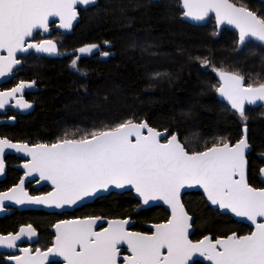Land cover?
<instances>
[{
  "label": "snow or ice",
  "instance_id": "snow-or-ice-1",
  "mask_svg": "<svg viewBox=\"0 0 264 264\" xmlns=\"http://www.w3.org/2000/svg\"><path fill=\"white\" fill-rule=\"evenodd\" d=\"M183 16L204 21L214 13L217 24L233 25L239 30L241 45L249 39L264 44V18L249 8L231 0H180ZM96 0H0V78L14 74L21 64L17 53L29 50L58 54L54 40L32 42L34 32L49 31V18L58 17L59 27L71 29L78 17L77 5H95ZM107 44L108 42L105 41ZM97 44L79 48L80 54H91ZM101 55L107 57L109 52ZM80 56L71 61L77 66ZM208 65L206 59L202 61ZM221 86L217 89L233 109L244 117L245 103L264 101V83L244 86V77L221 69ZM35 81H20L8 91H0V109L8 99L18 97L16 105L27 109L31 104L23 99L25 88ZM245 135L234 145L227 141L214 143L205 151L189 152L177 135L161 142L160 131L147 120L127 119L114 127L93 130L77 139L67 136L53 144L13 143L0 138V174L4 173L6 149L16 150L31 157L24 164L25 176L39 174L40 180L50 181L54 191L42 196H30L24 190V180L6 192H0V207L4 201L16 204L48 205L57 208L71 206L86 197L107 190L110 186H132L143 197V202L162 200L171 209V219L154 225L155 232L146 235L127 231L128 220L108 221V227L95 231L100 219L64 220L55 225V243L46 252L19 249L23 256H10L16 264H44L49 256L62 257L66 264H118L120 246L127 245L130 255L124 264H189L194 256L205 257L212 264H264V188L251 187L247 182L246 150L249 149L247 128ZM264 173V169L261 170ZM201 187L212 204L228 209L255 225L249 235L235 233L215 241L205 236L193 243L188 238L192 227L191 216L181 203V189ZM36 230L21 227L16 234L0 235V246L17 248L22 238L31 239ZM166 249V254L165 250ZM195 264V262H193Z\"/></svg>",
  "mask_w": 264,
  "mask_h": 264
},
{
  "label": "trees",
  "instance_id": "trees-1",
  "mask_svg": "<svg viewBox=\"0 0 264 264\" xmlns=\"http://www.w3.org/2000/svg\"><path fill=\"white\" fill-rule=\"evenodd\" d=\"M232 1L264 18V2ZM80 15L72 34L54 31V37L66 38L59 57L31 53L24 58L20 76L36 79L39 87L32 98L35 109L18 116L14 125L0 128L1 134L17 142L53 143L127 119L147 120L152 127L177 133L190 152H198L214 143L240 140L247 124L253 148L248 156L249 182L264 186L259 180L264 165V108L247 107L244 117L233 111L217 97L214 70L236 72L246 85L264 83V46L250 41L239 49L235 31L225 28L216 36L214 19L203 26L183 20L180 0H99L81 9ZM89 44L99 45L101 52L110 55H85L75 69L71 67L73 56L65 52ZM205 59L208 65L202 63ZM12 182L9 178L0 188ZM183 201L194 217L193 239L252 230L214 210L201 192H187ZM139 204L133 192H111L72 213L14 212L0 220V232L31 222L41 232L39 244L47 248L49 226L59 218L130 216L136 220L134 228L141 231L144 222L169 217L163 206L136 213ZM0 264L7 263L0 257Z\"/></svg>",
  "mask_w": 264,
  "mask_h": 264
},
{
  "label": "water",
  "instance_id": "water-1",
  "mask_svg": "<svg viewBox=\"0 0 264 264\" xmlns=\"http://www.w3.org/2000/svg\"><path fill=\"white\" fill-rule=\"evenodd\" d=\"M153 1H156V0H153ZM262 2H264V0H260ZM99 0H96V4H98ZM231 2L235 3L234 1L231 0ZM95 4V5H96ZM240 4H238L239 6ZM90 6H94V5H90ZM90 6H83V5H77V12H78V17L75 21H73V26L71 29H68V30H65L63 28H60L59 27V18L58 17H50L49 18V31L48 32H43L42 30H37L36 32H34L33 34V37L29 38L32 42H38V41H34L33 38L34 36L37 34V33H40L42 37H49L53 34L54 30L58 31V32H61L63 34H72L74 32V29L75 27L77 26V24L80 22L81 20V15H80V10L81 9H86ZM181 10L183 11L182 9V5H181ZM251 10V9H250ZM253 11V10H251ZM255 12V11H254ZM256 13V12H255ZM257 14V13H256ZM258 15V14H257ZM183 20L193 24V25H197V26H203V25H206L208 23V21L210 19H214L215 23H216V20H215V15L214 13H210L209 16L204 20V21H194V20H191L190 18H185L184 16L182 17ZM54 25V26H53ZM216 27H217V34L216 36L219 37L221 35V32L223 29L227 28L229 30H232V31H235L237 34H238V43H239V30L237 28H235V26L233 25H228V24H217L216 23ZM45 40H48V39H45ZM52 40V39H50ZM55 41V40H54ZM250 41H253V42H256L262 46H264V44H262L261 42L255 40V39H249L245 42V44L241 45L239 43V49H242L248 42ZM56 42V41H55ZM57 43V42H56ZM57 47H58V44H57ZM79 49V48H78ZM77 49V50H78ZM30 53H34L35 55L37 56H46V57H57L59 55V48H58V54H48V53H43V52H36L35 50H29V52L27 53H17V59H19L21 61V64L16 66L13 70L14 74L12 76H9V77H4V78H0V85L6 81H8L11 77L15 76L17 74V71L18 69L22 66L23 64V61L21 60V57H24V56H27L28 54ZM79 53V52H78ZM80 54V53H79ZM0 55H7V52L6 51H0ZM223 71H227V72H233V71H230V70H225V69H221ZM236 73V72H235ZM238 74V73H237ZM216 75H217V79H218V82H219V86L218 88L221 86V80H220V77H219V74L218 72H216ZM35 81V84L33 87L31 88H25L23 93H22V96H23V99L25 100L24 98V94L26 91H38L39 87L37 85V81L36 80H33ZM27 83H31L32 81H25ZM244 86H248L246 85L245 83V80H244ZM256 86V85H254ZM217 97L218 99H220L221 101L225 102L226 104H228L230 106V108L237 112L235 109H233L231 107V105L228 103V101L222 97L220 95V93L217 91ZM18 97H12V98H9L8 99V103H6L5 107H8V105L10 104L11 101H14L15 102V105L14 107L16 108V110L19 112V113H22V114H28V113H31L34 111L35 109V104L34 103H31V102H28L31 104V107L30 108H27V109H23V108H19L17 105H16V99ZM26 101V100H25ZM4 107V108H5ZM247 107H263L264 108V101H257L256 103L254 104H249V103H245V109H244V113L247 109ZM4 108L0 109V113H2L4 111ZM238 113V112H237ZM239 114V113H238ZM16 122V119L14 118H11V119H4V120H0V124H4V123H7V124H14ZM135 122V121H134ZM151 126V125H150ZM152 127V126H151ZM245 127L247 128V139H248V143H249V149L246 150V153H245V157H246V160H247V168H246V176H247V182L248 184L251 186V187H254V188H264L263 187H255L253 186L250 182H249V159H248V156L249 154L251 153L252 151V145L250 144V141H249V130H248V125L245 124L242 128V137L241 139L244 137L245 135V132H244V129ZM155 128V127H153ZM157 131H160L161 133H163L164 135L161 136V142L164 143L166 142V139H165V136H167L168 138H170V136L172 134H175L177 135L178 139L180 140V142L184 145V143L181 141L180 139V136L177 134V133H171L169 130H159L157 128H155ZM2 138V137H0ZM4 138H7V137H4ZM9 139V138H7ZM10 140V139H9ZM12 141V140H10ZM239 141V140H238ZM238 141L236 142H231V141H228L230 144L234 145L235 143H237ZM13 143H26L29 145V147H32L36 144H53V143H56V142H53V143H36V144H29L27 142H17V141H12ZM185 146V145H184ZM186 150H188L186 147H185ZM189 151V150H188ZM205 151V150H203ZM190 152V151H189ZM191 153V152H190ZM8 154H11V155H16L18 157H21V158H24V159H27L28 161L26 163H28L30 160H31V157L28 156L27 154L25 153H22V152H17L16 150H12V149H6L5 150V154H4V163H5V169H4V173L3 174H0V180H3L5 179L6 177V162H5V157L6 155ZM264 159V157H263ZM26 163H23L22 165L18 166L19 168H21L24 173L21 177V179L24 180V190L28 193V195L30 196H42V195H46L47 193L49 192H52L54 191V185L51 184L50 181H47V180H40L39 179V174L38 173H33L32 176H25V173L27 172V169H25L23 167L24 164ZM262 169H264V165L262 166V168L260 169V173H259V180L260 182L264 185V173H262ZM31 181H36L35 183V186L36 187H40V186H43V185H47L50 187V190L48 192H45V193H42V194H39V195H32L30 193V191L26 188V185L28 182H31ZM20 182V181H19ZM19 182L17 184H19ZM16 184V185H17ZM16 185L10 187L9 189L15 187ZM9 189L7 190H4V191H0V192H6L8 191ZM111 192H116V193H124V192H133L134 196L139 200L140 204L136 210V213L141 211V210H146V209H149L151 207H155V206H163L167 212L169 213V217L167 220L165 221H161V222H150V223H146L144 226L145 228H147L150 232H143V231H139V230H135L133 229L134 225L136 224V221L134 219H132V217H126V218H108V217H103V216H87V217H77V218H73V219H69V220H76V219H86V218H89V217H92V218H96V217H99L100 219L97 221V224L95 225V231H102V229H99L100 227L104 226V228L108 227V221H111V220H128L129 223L127 225H125V228L127 231H131V232H139V233H142V234H146V235H152L154 232H155V228H154V225L156 224H161V223H166L169 219H171V209H170V206L167 205L164 201L162 200H156V201H149L148 204H145L143 202V197H141L138 193H136L135 191V188L132 187V186H125L124 188H117L115 186H110L107 190H104V191H100L98 192L96 195L94 196H91V197H86L84 198L82 201H78L76 204L74 205H71V206H65L63 208H57V207H53V206H48V205H37V204H16L14 201H4L3 203V206L0 207V217H2L3 215L5 214H8L10 213L12 210L11 209H17L19 211H22V210H43L45 212H49V213H53V212H57V213H62V212H73L75 211L76 209H79L81 208L82 206L84 205H87V204H91L93 203L97 198L99 197H102V196H105V195H108L110 194ZM187 192H201L203 194V196L205 197V200L207 201L208 205L211 206L214 210H218L221 214H227V215H230L234 220L238 221V222H242V223H245L247 225H249L252 230L251 232L247 233V234H242V235H239L237 232H232L226 236H217L216 238H214V236L212 234H207L205 236H208V237H211L213 241H215L216 239L218 238H226L227 236L229 235H232L233 233H235L237 236H243V235H249L251 234L252 232L255 231V225L247 220V218H244V217H239L237 216L235 213H232L230 210L228 209H223V208H220L219 205H215V204H212L210 200H208L207 198V195L206 193L204 192V190L199 187V186H196V187H193V188H184V189H181V195H180V200H181V203L184 205V209L185 211L188 213L189 216H191L192 220H191V224H192V227L189 229V233H188V238L193 242H197L199 240H202L205 236L201 237L200 239H193V235L195 233V230H196V227L194 225V217L191 213H189L184 201H183V196L187 193ZM9 207H11V209H9ZM64 221V220H63ZM61 221L57 222V223H60ZM257 222H264V218H257ZM56 223V224H57ZM55 224V225H56ZM55 225L52 227V231L55 233V236H56V229H55ZM29 225H25V226H22V227H27ZM32 226V225H31ZM33 227V226H32ZM21 228V227H20ZM34 228V227H33ZM35 229V228H34ZM19 231V230H18ZM18 231L16 233H18ZM16 233H10V234H16ZM0 235H8V234H0ZM38 232L36 231V236L32 237L31 239H28V238H22V241H18L17 242V245H20L22 244L24 241H28L29 243H32L34 241H37L38 240ZM55 243V238H54V241H53V244L52 246L54 245ZM51 246V247H52ZM123 247H126V250H127V245H121L120 246V252L122 251V248ZM30 249H32L31 247H28ZM19 249H22V248H6V247H2L0 246V252H6V253H12V252H15ZM48 250V249H47ZM47 250H41V252H46ZM20 251V250H19ZM130 254V251L127 250ZM165 251V254H166V249L164 250ZM36 254V250L32 249V255H35ZM18 256H23V253L20 251V255ZM120 258H122V256H120ZM52 261H60L62 262L63 264H66V261L63 260L62 257H59V256H49L47 260L44 261V264H50ZM202 262L204 264H212L211 261H208L205 257H202V256H199V254H197L196 256H194L192 258V260L189 261V264H193V262ZM7 262L9 264H16V262L14 260H10L9 258H7ZM119 264V263H118Z\"/></svg>",
  "mask_w": 264,
  "mask_h": 264
},
{
  "label": "flooded vegetation",
  "instance_id": "flooded-vegetation-1",
  "mask_svg": "<svg viewBox=\"0 0 264 264\" xmlns=\"http://www.w3.org/2000/svg\"><path fill=\"white\" fill-rule=\"evenodd\" d=\"M54 26V25H53ZM55 31V30H54ZM61 33V32H60ZM63 34V33H61ZM63 36H67L66 34H63ZM45 39H52V40H55L58 44V48H59V55L57 57L60 56V51H62V46L66 43V38L63 37L62 40L64 41H60V38H57V37H54V32L51 36L49 37H42L40 33H37L33 40L34 41H40V40H45ZM84 47V46H82ZM78 48H81V47H78ZM77 48V49H78ZM76 50H72V51H69V52H65V54L67 55H72L73 56V59L76 58L77 55L80 56V58H82L83 56L85 55H93V54H97L99 53L100 54V51L101 49H97V50H94L93 53L91 54H79L78 51ZM31 54V53H30ZM28 54V55H30ZM27 55V56H28ZM24 57H21V60L23 61L24 63ZM46 57V56H44ZM49 58H52V57H49ZM55 58V57H53ZM23 66V64H22ZM21 66V67H22ZM20 67V68H21ZM20 68L18 69L17 71V74L13 77H11L8 81L2 83L0 85V91H8L10 90L11 88L15 87L17 85V83H19L20 81H33V80H36V79H33V80H30V79H26L22 76H20ZM37 81V80H36ZM38 85V84H37ZM39 91V89H38ZM38 91H26L25 94H24V98L26 101L28 102H31V103H34L35 102L32 100V98L34 97V94L37 93ZM15 105V102L14 101H11L10 104L8 105V107H5L4 108V111L2 113H0V120H4V119H11V118H14L16 119V122H17V119H18V116L20 115H27V114H22V113H19L16 108L14 107ZM29 114V113H28ZM15 122V123H16ZM14 123V124H15ZM14 124H7V123H4V124H0V128H3L5 126H8V125H14ZM0 137L4 138V137H7V136H4L3 134L0 133ZM9 138V137H7ZM10 139V138H9ZM12 140V139H10ZM14 141V140H12ZM28 160L27 159H24V158H21V157H18L16 155H11V154H8L6 155L5 157V162H6V177L5 179L3 180H0V185L1 184H4L6 180H8L9 178L13 181L11 184L5 186V187H1L0 188V191H4V190H7L9 189L10 187L16 185L20 180H21V177L24 173V171L19 168L18 166L22 165L23 163H26ZM35 183L36 181H31V182H28L27 185H26V188L30 191V193L32 195H39V194H42V193H45V192H48L50 190V187L47 186V185H43V186H40V187H36L35 186ZM94 203V202H93ZM92 204V203H91ZM88 205V204H87ZM83 207V206H82ZM9 209H11V207H9ZM12 211L8 214H5L3 215L2 217H0V220H2L3 218H5L6 216H10L12 213L14 212H32V211H43V210H22V211H19L17 209H11ZM77 210V209H76ZM45 212V211H44ZM74 212V211H73ZM46 213H49V212H46ZM63 213H72V212H62V213H57V212H53V213H49V214H55V215H62ZM73 218H77V217H63V218H59L57 220H55L51 226H49V229H48V237L49 239H51V244L47 247V248H42V246L39 244L40 242V239H41V232L40 230L35 227L34 224H32L31 222H26V223H21L17 226V228L15 230H11V231H8V232H0V234H10V233H16L20 227L22 226H25V225H32L35 230L38 232V240L37 241H34L32 243H29L28 241H24L22 244L20 245H17V248H28V247H31L32 249L36 250V249H41V250H47L48 248H50L53 244V241H54V238H55V233L52 231V227L59 221H63V220H69V219H73ZM136 221V220H135ZM146 223H150V222H144L143 225H145ZM104 226L100 227L99 229H102L104 228ZM135 227V225H134ZM133 227V229H135ZM136 230V229H135ZM143 232H150L147 228H145L144 226V230H141ZM196 240V239H195ZM20 255V251L17 250L15 252H12V253H6V252H0V257L4 259V261L9 264L7 262V258H9L10 256H18ZM127 255H130L129 252L126 250V247H123L122 248V251L120 252V256H122V258H120L118 260V263L119 264H124V260H123V257L124 256H127ZM199 262V261H198ZM63 264L62 262L60 261H52L50 264ZM197 263V262H196ZM195 263V264H196Z\"/></svg>",
  "mask_w": 264,
  "mask_h": 264
},
{
  "label": "rangeland",
  "instance_id": "rangeland-1",
  "mask_svg": "<svg viewBox=\"0 0 264 264\" xmlns=\"http://www.w3.org/2000/svg\"><path fill=\"white\" fill-rule=\"evenodd\" d=\"M59 38H60V41H64V40H62V37H59ZM103 52H104V51H103ZM103 52L100 51V54L103 53ZM101 56H103V55H101ZM104 57H105V56H104Z\"/></svg>",
  "mask_w": 264,
  "mask_h": 264
}]
</instances>
